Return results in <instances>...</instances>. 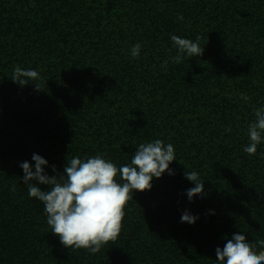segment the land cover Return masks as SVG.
Masks as SVG:
<instances>
[{
  "label": "trees",
  "instance_id": "obj_1",
  "mask_svg": "<svg viewBox=\"0 0 264 264\" xmlns=\"http://www.w3.org/2000/svg\"><path fill=\"white\" fill-rule=\"evenodd\" d=\"M172 34L200 35L203 56L162 68ZM15 66L41 79L21 87ZM262 106L264 0H0V264H218L226 237L264 240V143L244 152ZM156 139L174 146L175 175L133 193L99 253L65 248L20 164L35 171V153L56 175L68 156L101 154L120 167ZM186 167L204 198L189 201ZM185 210L194 225L181 223Z\"/></svg>",
  "mask_w": 264,
  "mask_h": 264
},
{
  "label": "clouds",
  "instance_id": "obj_2",
  "mask_svg": "<svg viewBox=\"0 0 264 264\" xmlns=\"http://www.w3.org/2000/svg\"><path fill=\"white\" fill-rule=\"evenodd\" d=\"M178 19L183 21V15H179ZM170 39L177 52L163 61L161 67L165 70L169 61L179 64L185 56L193 58L204 54L200 35L193 40L172 34ZM141 48L139 43L131 48L130 54L134 59L139 58ZM11 79L21 87H26L29 80L37 81L41 77L36 70L15 66ZM33 85L37 92L42 91L40 83ZM240 99L247 102L250 98L241 93ZM253 116L254 119L247 126L249 143L244 147V152L249 156L255 155L258 146L264 143V106L254 108ZM226 131L231 132V128ZM136 148L130 163L120 167L101 154L84 159L68 156L63 174L56 175L45 172L48 161L35 153L32 156L35 171L28 161L20 164L24 172L23 185L27 186L28 195L42 202L47 225L65 248L99 253L104 246L119 237L125 207L133 198V193L150 191L153 179H160L165 173L175 175L170 168L176 161L175 148L171 143L165 144L156 139L140 143ZM51 167L53 172H57L55 166ZM184 175L194 184L186 191L189 201L193 202L196 196L204 198V179L189 169ZM39 185H46V190ZM11 190L15 191V185ZM198 219L188 210L181 214V223L194 225ZM225 239L223 248H216L218 264H264V250L257 251V245L264 249V240L249 242L240 233Z\"/></svg>",
  "mask_w": 264,
  "mask_h": 264
}]
</instances>
